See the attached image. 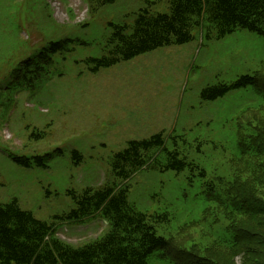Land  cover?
Returning a JSON list of instances; mask_svg holds the SVG:
<instances>
[{"label": "rangeland", "instance_id": "rangeland-1", "mask_svg": "<svg viewBox=\"0 0 264 264\" xmlns=\"http://www.w3.org/2000/svg\"><path fill=\"white\" fill-rule=\"evenodd\" d=\"M145 7L168 9L166 0H115L95 12L87 0H0V203L16 199L36 218L55 223L57 236L74 246L95 239L107 225L98 216L81 224L58 218L75 208L73 194L111 181L113 155L128 141L158 132L165 139L183 134L189 160L205 167L208 179L231 182L239 176L237 192L243 196L249 189L264 204V156L240 159L235 150L238 136L262 148L250 133L257 128L264 135V105L240 112L260 101L254 87L214 100L201 96L203 88L245 74L264 87V37L238 28L205 38L195 29L189 42L89 71L84 60L103 53L109 24H130ZM66 38L72 42L52 55L47 71L30 83L14 81L23 61ZM239 112L245 132L237 127ZM74 151L81 155L77 163ZM44 154V165L32 159ZM14 155L31 158V164L16 163ZM187 174L140 169L127 181L128 201L147 214L169 213V222L157 229L171 242L173 258L188 253L219 264H259L264 214L232 216L214 202L201 212L208 204L204 188ZM218 230L238 232L231 252L218 244Z\"/></svg>", "mask_w": 264, "mask_h": 264}, {"label": "trees", "instance_id": "trees-1", "mask_svg": "<svg viewBox=\"0 0 264 264\" xmlns=\"http://www.w3.org/2000/svg\"><path fill=\"white\" fill-rule=\"evenodd\" d=\"M114 1L87 0L90 11L94 12ZM166 3L168 9L162 12H151L146 7L139 9L130 24L110 23L112 31L103 53L84 60L89 71L97 72L100 68L161 46L189 42L194 37L192 31L195 29L205 38L213 35L219 38L238 28L264 37V0H166ZM70 42L71 38L50 42L48 47L20 64L23 71L13 77L14 81L19 84L33 81L43 70L49 69L52 55ZM247 86L254 87L260 101L240 112L263 106L264 87L256 76L249 74L241 75L231 83L207 86L202 89L201 96L214 100L232 89ZM240 112L236 117L237 127L245 132L246 125L241 123L243 115ZM251 135L258 138L262 148L242 140L237 134L235 150L236 155L240 154V159L264 156V135L257 128L251 130ZM189 148L190 144L183 134H172L165 139L163 133L158 132L149 138L131 140L125 149L114 154L110 166L118 181L98 188L86 187L80 194H73L75 208L58 216L68 223L81 224L96 216L106 222L107 228L100 236L81 246H73L59 238L53 223L35 218L31 211L20 208L16 199L0 203V264H152L149 260L151 256L163 264H219L207 257L188 253H179L174 258L170 256L172 244L157 229L158 225L169 222V213L164 210L147 214L138 210L128 201L127 184L120 183L127 181L141 168L160 172H182L187 169L188 181L193 183L197 178L204 188L201 193L208 204L201 212L215 206L214 202L217 204L215 207L229 211L232 216L251 215L250 210L264 214V204L250 193L251 190L248 189L243 196L237 192L239 176L231 182L223 181L221 177L216 179L217 183L214 179H208L206 168L189 160ZM48 155L34 156L32 159L36 164L44 165ZM73 156L75 163L81 160L78 151H74ZM14 160L25 166L31 164V158L25 156H15ZM216 239L219 245L231 252L240 237L238 232L232 231V235L217 234ZM156 252L158 254L154 256ZM259 264H264V257L259 259Z\"/></svg>", "mask_w": 264, "mask_h": 264}]
</instances>
